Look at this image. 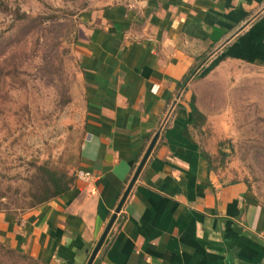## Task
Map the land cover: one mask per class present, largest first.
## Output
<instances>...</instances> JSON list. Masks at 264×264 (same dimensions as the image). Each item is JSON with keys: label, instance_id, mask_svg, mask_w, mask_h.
Wrapping results in <instances>:
<instances>
[{"label": "crops", "instance_id": "crops-1", "mask_svg": "<svg viewBox=\"0 0 264 264\" xmlns=\"http://www.w3.org/2000/svg\"><path fill=\"white\" fill-rule=\"evenodd\" d=\"M78 19L75 183L0 212V242L39 264H87L158 136L92 264H264V204L214 163L222 117L200 105L212 67L264 69V0H139Z\"/></svg>", "mask_w": 264, "mask_h": 264}, {"label": "rangeland", "instance_id": "rangeland-1", "mask_svg": "<svg viewBox=\"0 0 264 264\" xmlns=\"http://www.w3.org/2000/svg\"><path fill=\"white\" fill-rule=\"evenodd\" d=\"M135 1L0 0V212L31 209L44 169L76 177L85 136L79 15ZM211 70L200 105L222 117L207 140L214 163L264 204V69L227 62ZM0 243V264H39Z\"/></svg>", "mask_w": 264, "mask_h": 264}, {"label": "trees", "instance_id": "trees-1", "mask_svg": "<svg viewBox=\"0 0 264 264\" xmlns=\"http://www.w3.org/2000/svg\"><path fill=\"white\" fill-rule=\"evenodd\" d=\"M43 172L45 175L40 181L39 192L33 196L35 200H33L34 203L31 209L67 193L74 185L77 177L69 178L67 174H60L57 171H48L46 169ZM0 246L3 247L1 243ZM23 256L30 258L26 255Z\"/></svg>", "mask_w": 264, "mask_h": 264}, {"label": "water", "instance_id": "water-1", "mask_svg": "<svg viewBox=\"0 0 264 264\" xmlns=\"http://www.w3.org/2000/svg\"><path fill=\"white\" fill-rule=\"evenodd\" d=\"M157 138H158V136H156V138L153 140V142H152V144H151V146H150V148H149V150H148V152H147L145 158L143 159L141 165L139 166V168H138V170H137V172H136V174H135V176H134V178H133V180H132V182H131V184H130L128 190L126 191L125 195L123 196V198H122V200H121V202H120V204H119V206H118V208H117V210H116V213L114 214V216H113V218H112V220H111L109 226L107 227V229H106V231H105L103 237L101 238V240H100L98 246L96 247V249H95L94 252L92 253V256L90 257V260L88 261L87 264H92V263H93V261H94L96 255H97V253H98V251L100 250L101 246L103 245V243H104V241H105V238H106V236H107L109 230L111 229V227H112V225H113V223H114V221H115V219H116V217H117V214L120 212V210H121V208H122V206H123V204H124V202H125L127 196L129 195V192H130V190H131L133 184L135 183L137 177L139 176V173H140L141 169L143 168V166H144V164H145V162H146L148 156L150 155V153H151V151H152V149H153V147H154V145H155V143H156V141H157Z\"/></svg>", "mask_w": 264, "mask_h": 264}, {"label": "built area", "instance_id": "built-area-1", "mask_svg": "<svg viewBox=\"0 0 264 264\" xmlns=\"http://www.w3.org/2000/svg\"><path fill=\"white\" fill-rule=\"evenodd\" d=\"M78 177L82 180H89L90 178H92V175L89 172H80L78 174Z\"/></svg>", "mask_w": 264, "mask_h": 264}]
</instances>
